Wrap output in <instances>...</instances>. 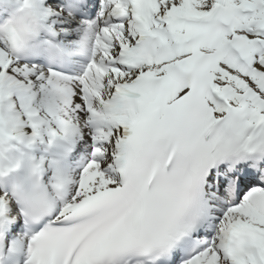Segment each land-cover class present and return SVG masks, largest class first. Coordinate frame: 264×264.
<instances>
[{
    "label": "snow or ice",
    "instance_id": "6c2138e0",
    "mask_svg": "<svg viewBox=\"0 0 264 264\" xmlns=\"http://www.w3.org/2000/svg\"><path fill=\"white\" fill-rule=\"evenodd\" d=\"M0 264H264V0H0Z\"/></svg>",
    "mask_w": 264,
    "mask_h": 264
}]
</instances>
